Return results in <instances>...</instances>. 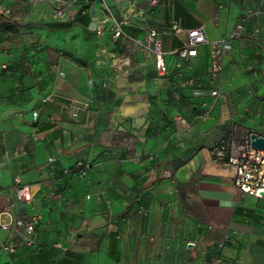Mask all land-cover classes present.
<instances>
[{"label": "crops", "instance_id": "1", "mask_svg": "<svg viewBox=\"0 0 264 264\" xmlns=\"http://www.w3.org/2000/svg\"><path fill=\"white\" fill-rule=\"evenodd\" d=\"M69 1L58 16L57 0H0L12 10L0 14V212L39 216L31 237L0 228V264H264V197L212 155L264 131V0ZM248 9L260 34L248 20L219 74L210 44L194 60L176 52L187 29L218 39ZM151 28L166 74L137 41Z\"/></svg>", "mask_w": 264, "mask_h": 264}, {"label": "built area", "instance_id": "2", "mask_svg": "<svg viewBox=\"0 0 264 264\" xmlns=\"http://www.w3.org/2000/svg\"><path fill=\"white\" fill-rule=\"evenodd\" d=\"M57 1L60 3L54 8V13L61 16L64 9L69 3H71V1ZM146 1L150 6H156L161 0ZM83 2L86 4L89 0H83ZM11 12L12 10L9 6L0 3L1 15L8 16ZM256 17L257 11L248 9L241 20L236 23L234 28L227 35L214 40L208 38L204 24L189 28L186 30L187 39L176 50V52L181 58L194 60L198 54V46L204 43L210 44L212 72L214 74H219L223 70V57L225 53L232 48V41L234 39H239L243 36L246 22L248 20H255L254 34L256 36L260 34L261 29ZM172 27L178 33L183 31V28L177 22H175ZM98 31L101 32L100 27H98ZM121 33L122 29L117 26L114 35L119 36ZM137 41L153 51L158 72L160 74H166L168 68L165 61V51L163 50L162 40L158 35V30L151 28L144 39L138 38ZM127 61V58L123 60V62ZM190 83H192V79L190 78H186L183 82L184 85ZM212 93L218 95L220 92L215 89ZM174 118L179 130L186 131L191 129L192 123L181 113H177ZM254 134L264 137L263 130L250 128L246 131L245 135L241 137L233 135L228 139L220 141L212 148V155L215 161L234 166V181L243 193L252 194L257 197H264V148L252 146V135ZM34 137L36 138V135H34ZM52 159L53 158H50V160ZM77 166L82 168V162H78ZM12 190L21 202H30L31 186L22 183L19 177H17L16 183L12 186ZM5 211L8 212L9 209L6 207ZM38 220L39 216H33L29 220H24L22 218L15 219L11 216L9 220H4L2 218V213L0 212L1 229L14 232L19 228H23L28 237L35 234Z\"/></svg>", "mask_w": 264, "mask_h": 264}, {"label": "water", "instance_id": "3", "mask_svg": "<svg viewBox=\"0 0 264 264\" xmlns=\"http://www.w3.org/2000/svg\"><path fill=\"white\" fill-rule=\"evenodd\" d=\"M91 14L95 15L94 6L91 7ZM94 26H95V22H92L91 27H94ZM252 146L257 147V148L259 147L264 148V137L256 135V134L252 135Z\"/></svg>", "mask_w": 264, "mask_h": 264}]
</instances>
